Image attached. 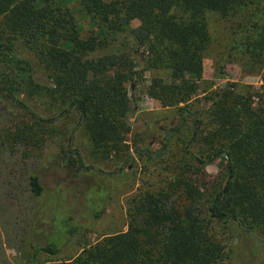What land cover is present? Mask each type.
Wrapping results in <instances>:
<instances>
[{"label":"trees","instance_id":"16d2710c","mask_svg":"<svg viewBox=\"0 0 264 264\" xmlns=\"http://www.w3.org/2000/svg\"><path fill=\"white\" fill-rule=\"evenodd\" d=\"M77 4L90 27L86 38H80L66 0H0V105L10 114L41 123L73 108L77 111L76 126L85 135L89 154L86 149L62 153L75 165L71 178L88 176L95 169L86 166L87 156L105 162H112L115 155L121 157V163L130 159L115 148L128 131L123 122L128 99L121 89L122 79L133 75L137 62L132 58L139 50L146 49L155 62L165 61L170 77L182 81L192 63L201 67V48L207 41L204 14L211 11L226 16L252 6L254 18L234 31L232 43L250 63L264 62L260 24L264 2L259 0H129L126 6L77 0ZM133 21L136 25L131 27ZM122 33L133 40L129 53L111 46L114 36ZM110 46L107 53L89 56ZM21 48L29 55H19ZM234 87L226 84L212 95L206 112L212 128L200 132L201 141H197L204 146L205 159L183 149L188 157L185 164H179L183 157L164 165L161 162V169L174 177L161 182L159 190H138L127 200V231L105 236L74 259L58 264H216L221 250L210 232V220L194 207L203 192L189 177H181L191 165L204 167L216 158L220 162L215 179L204 190L209 219L233 224L242 240L238 247L245 249L248 244L250 257L264 247V86L244 93ZM43 93L66 101V107L60 112L45 107L38 99ZM194 123L192 136L197 137L200 123ZM167 144L165 137L155 154L150 150L152 143L133 152L146 161L160 160ZM114 168L120 176L130 171L127 165ZM27 182L32 197L47 193L36 173H30ZM54 191L50 215L37 208L30 219L29 248L34 264L37 253L57 257L78 231L71 205L65 204L59 188ZM41 224L47 228L42 229Z\"/></svg>","mask_w":264,"mask_h":264},{"label":"rangeland","instance_id":"374dc122","mask_svg":"<svg viewBox=\"0 0 264 264\" xmlns=\"http://www.w3.org/2000/svg\"><path fill=\"white\" fill-rule=\"evenodd\" d=\"M105 1L124 6L129 2ZM66 4L77 21L80 38H86L90 27L77 0H66ZM254 8L251 6L245 12L226 16L211 11L204 14L207 41L201 48V67L198 69L192 63L182 81L172 79L167 63L163 60L155 62L146 49L139 50L140 54L132 58L137 62L134 73L124 76L121 85L128 99L123 119L128 131L120 147L115 148L120 155L126 153L130 157L124 163H121L119 155H115L112 162L93 160L92 156H87L86 166H94L95 169L89 170L88 176L71 178L70 173H73L75 165L69 155L63 157L62 153L67 150L83 152L86 149L89 154L85 135L76 126L77 111L73 108L49 123H41L28 116L10 114L0 105V264H34L29 248L30 219L37 208L50 215L55 188L60 189L65 204L71 205V215L78 231L66 242V247L57 257L49 258L37 253L35 264H58L72 260L82 249L103 237L127 231V200L138 190H159L161 182L167 183L174 177V173L161 169L164 163L183 157L179 164H185L188 157L183 149L197 158L205 159L204 146L197 141H201L198 136L200 132L212 128L206 112L213 93L226 84H233L235 90L241 93L264 86V62L250 63L232 43L234 31L245 21L254 18ZM260 22L264 29V11ZM135 25V21L130 24L131 27ZM111 46L128 53L134 48L133 40L127 33L114 36ZM111 46L96 49L89 56L107 53ZM18 54L29 55L23 48L18 49ZM56 98L46 93L38 97L45 107L60 112L67 102ZM164 102L170 105L165 106ZM194 121L200 123L197 137L192 136ZM173 129L175 131L168 135ZM165 137L168 144L160 160L146 161L133 152L134 148L141 149L144 144L152 143L150 150L155 154ZM193 138L195 142L190 141ZM223 155L224 152L221 153ZM219 162L216 158L204 167L191 165L193 167L187 170V175H181L189 177L203 192L194 207L196 210L202 209V217L210 220V232L221 250L216 264H263L264 247L257 249L250 257L248 244L245 249L243 245L238 247L242 240L233 224H222L208 217L205 210L208 205L207 193L204 190L215 179ZM115 165H127L130 171L117 175ZM96 169L101 170V174ZM30 173L38 175L47 192L40 198L30 194L27 182ZM50 190L52 192L48 193ZM86 199L91 202H86ZM94 212H97L96 217ZM40 226L47 228L46 224Z\"/></svg>","mask_w":264,"mask_h":264},{"label":"water","instance_id":"95a60500","mask_svg":"<svg viewBox=\"0 0 264 264\" xmlns=\"http://www.w3.org/2000/svg\"><path fill=\"white\" fill-rule=\"evenodd\" d=\"M224 156V155H223Z\"/></svg>","mask_w":264,"mask_h":264}]
</instances>
